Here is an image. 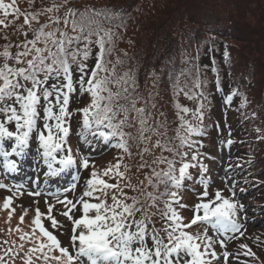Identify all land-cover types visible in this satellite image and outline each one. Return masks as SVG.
<instances>
[{"label":"trees","instance_id":"trees-1","mask_svg":"<svg viewBox=\"0 0 264 264\" xmlns=\"http://www.w3.org/2000/svg\"><path fill=\"white\" fill-rule=\"evenodd\" d=\"M3 3L10 7L7 9L8 15H5L4 9L0 10V20L4 21V24H0V54L4 52L5 45H9L10 52L15 54L22 50L17 45H23L26 40L34 38L33 31L25 23L26 16L31 20L32 14H39L37 20L31 21L32 29L48 25L45 32L60 29L67 31L69 35H76L77 33L72 32L71 24L65 27L63 23L69 9L77 10V14L86 9L107 10L96 18L103 29L112 31L114 43L105 45L106 49H111L104 56L109 71L101 72L100 75L112 76L113 67V80L128 74L131 79L126 85L128 92L123 93V96H127L129 101L134 99L137 108L145 109V127L148 131L144 136L148 139H141L137 113L131 110L128 101L121 98L117 104H126L130 109L123 131L129 134L125 139L131 155L114 147L117 142L115 139L103 142L102 139L88 135L86 141L81 136L82 113L77 110L90 104L91 97L76 83L68 106L72 115L68 118L70 132L67 144L76 156L78 166L81 159L89 160V168L79 173L80 178L85 180L83 183L90 178L93 166L98 173H102L109 165H115L117 158L122 156V165H127L125 178H103L109 183L119 181L128 197L138 198L150 214H155L151 215V220L156 228L161 229L164 227V220L159 210L164 208V204L157 199L156 206L149 207L152 200L147 194L153 193L159 197L164 191V185L161 184L158 190L154 189L148 184L146 176L152 175V169L160 171L167 168L166 163L158 162L161 156L169 160L175 159L176 167H180V158L173 151L165 150L163 145L176 152H187L186 162L195 164L196 167L189 168L190 175L179 191L181 204L186 207L177 208L184 217V222L189 223L195 215L189 211V207H192L187 202L189 192L193 183L198 180V173L212 169L217 150L222 146L229 151L237 148L239 158L235 166L245 165L252 176L247 179L248 188L253 187V191L262 194L261 197L264 198V0H3ZM49 8L53 11H46ZM53 17H59L60 22H54ZM56 35L59 38L60 33L57 32ZM91 39V55L84 61L87 73L85 80L90 76L99 52L95 43L97 37L93 35ZM37 46L44 45L38 42ZM71 47L73 50L83 49L85 41L73 43ZM8 62L13 66H23L15 65L14 61ZM4 63L5 59L0 55V65ZM80 76L77 65L73 64L74 83ZM197 79L201 81L198 88L195 87ZM132 80L135 81L134 86ZM53 83H63V79H50L48 86ZM110 87L113 92L121 91L115 83ZM234 90L237 95L229 101L227 98ZM185 93H195L196 98L189 99ZM52 100L55 102V97ZM201 101L204 105L201 109L202 122L193 118V112L199 108ZM177 102L190 111L178 112ZM44 103L42 99L38 120L40 128H43L44 122ZM180 115L202 128V134L191 137V147H182L177 138L178 131L185 134V130L180 127ZM124 118L125 113L120 112L116 120ZM8 127L15 131L14 123ZM229 140L232 141L231 144L227 143ZM156 141H160L162 147H155ZM13 144L14 140L5 141V148L11 151ZM145 147L149 149L148 152H144ZM27 150L35 151L39 168H43L36 133L32 134ZM193 154L198 157L196 161L191 159ZM145 162L150 167H140ZM200 165L206 171H202ZM120 171H125L123 166ZM129 183L139 190L127 187ZM156 183V178L153 177V184ZM114 193L119 196L117 190H111L108 194L109 204ZM6 198L5 193L0 196V257H3L0 264H28L29 258L32 264H52V259H43V253L30 251L40 243L37 239L40 236L38 229L35 236L30 235L32 241L21 239L28 230L33 233L35 228L33 220L36 213L33 204H27L30 208L25 207L23 210L26 213H20L14 209L13 203L8 209L4 208ZM91 199L90 202L99 203L98 200ZM14 202L24 203L22 199ZM126 202L132 201L129 199ZM257 206L259 211L264 212V205ZM141 214L137 213L136 219ZM22 216L24 225L20 221ZM42 220L46 227L45 219ZM151 227L150 224L149 230ZM197 228V224L193 225L189 231L203 232ZM160 235L165 236V233L161 231ZM16 240L24 241L26 247L24 244H16ZM148 243L151 246L150 238ZM259 243L258 247L264 249V238ZM242 249L245 252L251 249L254 255L244 254L246 257L239 258L238 264H264V250L258 253L249 245L247 249ZM44 252L48 250L45 249ZM48 255L54 256V251Z\"/></svg>","mask_w":264,"mask_h":264},{"label":"snow or ice","instance_id":"snow-or-ice-1","mask_svg":"<svg viewBox=\"0 0 264 264\" xmlns=\"http://www.w3.org/2000/svg\"><path fill=\"white\" fill-rule=\"evenodd\" d=\"M10 5L3 3L0 0V9L5 10V15H8L7 9ZM58 10V9H57ZM46 11H53L52 8ZM107 10L86 9L77 14V10L69 9L65 14L64 25L67 27L71 24L72 32L76 35H69L67 31L55 29L45 32L44 29L48 25H42L39 29L31 28V21L37 20L38 13L31 15V20L26 16L25 23L29 29L33 31L34 38L26 40L23 45H17V48L22 50L12 54L9 50V45H5V50L2 54L5 63L0 65V156L4 160V168L9 171L17 170V161L9 159L15 155L21 157L26 153L29 147L30 138L33 133H36L38 141V150L40 151L41 159L47 166L46 176H59L66 171L77 167V158L72 154L71 147L67 144V137L70 132L68 118L72 115L68 110L70 102V94L75 91V84L78 83L81 90L87 92L91 97V102L86 107L78 109L82 113V128L81 136L87 141V136L102 139L103 142H109L115 139L117 142L114 147L122 149L124 153L131 155L126 135L123 127L128 119L127 113L130 111L126 104H117L121 98L131 104V110L137 113L140 124L141 139H148L144 133L148 131L145 127L147 117L145 109L137 108L136 101L128 100L123 93L128 92L129 80L128 74L113 80L115 76V67L111 70L112 76L100 73H107L109 69L106 66L104 59L106 51L105 45L113 44V33L110 29H103L96 17L103 15ZM54 22L59 23V17L52 18ZM0 24H4L0 20ZM60 36L57 38L56 33ZM103 32V35L100 33ZM25 35H27L25 33ZM97 37L95 43L99 47V52L96 57V63L91 71L88 79L85 80L87 73L85 72L86 61L91 55L90 45L93 43L91 37ZM7 39V37H5ZM81 40L85 41L83 49H72L73 43H78ZM38 42L43 43V47H38ZM51 42V45L49 44ZM29 45H31L29 47ZM31 59H28V57ZM227 56V52L225 53ZM8 61H14L13 66ZM77 65V70L81 73L80 79L74 83L72 78V65ZM63 79V83H53L48 86L50 79L57 81ZM123 82V84L121 83ZM115 83L121 88V91L113 92L110 85ZM133 86L135 81L132 80ZM201 81H195V87H200ZM189 99H195L196 94L185 93ZM202 96L203 93L201 92ZM237 92L234 90L228 96L231 101ZM52 97H55L53 102ZM43 99L44 107V122L43 128L38 127L40 118V106ZM244 103H247V98H244ZM203 102H200L199 108L193 112V118L198 121L203 120ZM176 107L178 112L188 113L190 109L179 105ZM58 109V111H54ZM120 112L125 113V118L117 121L116 118ZM181 121L180 127L185 130V134L177 132V138L180 140L182 147H191L193 135L202 134L200 125H193L190 121L185 120L183 115L179 116ZM14 123L15 131L9 129L8 125ZM14 140L11 151L5 149V141ZM227 143L231 144L229 140ZM155 147H162L160 141H156ZM165 150L173 151L178 156L180 167L177 168L175 159L169 160L161 156L158 158L159 163H166L167 168L157 171L152 169V175L146 176L148 184L154 189H159L161 184L164 185V191L159 197L148 193V197L152 200L149 207L156 206L157 199L162 200L164 208L160 211L161 218L164 220V227L158 229L151 220V215L144 208L141 201L136 197H128L117 183H109L103 177L120 179L125 178L127 165H122L123 157L117 158L115 165H109L102 173H98L94 169L90 174V178L86 181V187L80 198L74 203L73 200L64 198L57 199V203L62 204L66 211L61 215L72 221L71 237L72 248L74 253L67 247L61 246V242L52 231H49L43 224L42 216L46 215L51 221L52 228L59 226V221L51 215L54 205L48 206L47 214L36 209V215L33 220L36 230H39L40 240L38 246L30 251L43 253V259L48 261L52 259L56 264H212V260L217 258V254L213 249L215 243H219L222 247L225 246L224 239L215 240L209 236L207 229L203 233H192L189 229L197 222H203L210 225L217 235L226 236L229 233H239L243 224L240 223L239 212L243 209V205L233 199L224 198L219 190L216 191L212 200L205 202L208 196L207 183L205 190L201 195V201L194 206V218L189 222H184V217L178 211L179 208L186 207L181 204L179 195L180 189L183 187L184 180L190 175L189 168L196 167L195 164L186 162L187 152H176L175 149H169L167 145H163ZM149 149L145 147L144 152ZM197 155H192V160H197ZM157 161H153L156 163ZM58 165V166H57ZM80 167L89 168V160L84 158L80 161ZM125 171H120L121 167ZM140 167H150L147 162ZM202 171H206L203 165H200ZM153 177L157 183L153 184ZM127 187L133 190H139L136 186L129 183ZM7 187L0 184V188ZM76 184L73 183L71 190H74ZM69 189H65L68 191ZM111 190H117L119 196L115 193L111 196V204L108 203V194ZM100 193V195H96ZM32 195L39 196L40 192H33ZM234 195V193H233ZM85 197L98 200L99 203H93L86 200ZM131 203H127V200ZM12 203V198H6L4 208L8 209ZM82 206V215L79 218H73V211L77 205ZM139 205V206H138ZM202 210V215L200 214ZM14 211V209L12 210ZM95 213L91 215L90 213ZM142 213L139 219H136V214ZM246 218V217H245ZM23 222V216L21 217ZM152 225L149 230V225ZM77 230L78 234H77ZM163 231L165 236H161ZM27 235V234H25ZM43 238H46L43 239ZM151 239V246L148 240ZM231 238V237H229ZM21 239H25L22 236ZM23 247V245H21ZM247 249V245H241ZM47 249L48 252H44ZM211 250V251H210ZM10 251V250H9ZM58 251L59 255L49 256L48 253ZM245 255H254L251 249H248ZM228 252H224V257L227 258ZM3 257H0V262ZM28 264H32L29 258Z\"/></svg>","mask_w":264,"mask_h":264},{"label":"rangeland","instance_id":"rangeland-1","mask_svg":"<svg viewBox=\"0 0 264 264\" xmlns=\"http://www.w3.org/2000/svg\"><path fill=\"white\" fill-rule=\"evenodd\" d=\"M16 161L18 165L17 171L19 173V176L16 178L12 177V180L14 183L7 181L5 185H7V187L8 186L12 187L15 193H19V195L20 194L23 195L24 197H26L24 198L26 200H22L24 201V203H14L15 210L19 211L20 213H26V211L23 209L28 206L26 203L30 204L31 197L36 196V195H32L31 193L37 192V191L40 192V195L36 196L38 197L39 201L35 203V206L39 208L40 212L43 214H47L48 212V205L46 201H44L45 197H49L50 200L54 199L52 195H56V197H60V199H63L65 197L67 198L70 197V199H72L74 203L79 199L81 195V192L79 191L80 188L77 190H71V187H70L74 183V181L77 180L75 175L70 174V172H67L66 174L62 173V176L60 174L59 176H55L53 180L46 182L43 179H39L38 178L39 176L35 178L36 174L34 172L35 166H34L33 160H27L25 155H23L20 157V159L17 158ZM225 165H226V158H225V155L222 154L219 157V160L216 162L215 167H214V171L217 173L216 176L218 180L215 178V173L213 172L211 173L203 172L201 173L202 175L198 174L199 176L201 175L202 178L196 183H193V188L190 193V196L194 199L193 202L195 204L201 201V195L205 190V183L203 182L207 183V192H208V196L205 198V202H207L208 200H212L213 197L215 196L216 191L220 190V188L223 187L220 185L222 182H225V180L227 179ZM0 168H1V164H0ZM230 181H233V180L230 179ZM239 183L241 184V182ZM65 189H69V190L65 191ZM226 191L227 189L222 190V192H226ZM243 191L244 190H242V187L238 189V192L240 193H243ZM222 192H221L222 196L224 198H228V194H223ZM251 194L252 193L248 192V194H245V195L251 196ZM250 196L241 198V203L245 204L243 209L239 212L240 223L243 224V228L241 229V231L244 232L243 236H247L245 238L247 240L245 242V245L249 243V246L252 249L262 251L263 248L261 246L258 247V244L260 243H259V239L256 236V234H258L259 231L261 233H264V214L262 213L258 214L255 208L252 207L253 200H252V196L251 198H249ZM254 199L257 202L258 199L256 197H254ZM49 205H57V204H55L54 202H50ZM79 206L80 205H78L77 208L74 210L75 212L76 210L77 212H79ZM57 208L58 206H54L52 208L51 215L54 216L59 221V226L55 229L52 228L51 221L47 219L46 215H44L45 222L47 223L46 227L52 232L54 231L57 232L60 236L61 241L67 244L69 243L70 241L69 237L72 234V228H73L72 221L67 220L64 216H61L58 213ZM77 212L75 214H77ZM200 214L201 215L203 214L202 210ZM26 220L29 222L28 216H26ZM22 225L24 224L22 223ZM201 225L206 226L207 224L202 222ZM211 231H212V235L215 237V240L224 239L225 241V246L223 247L219 243H217V247L215 248L217 252H222L226 250L228 253H232L231 256L234 257L235 256L234 252L231 249L226 248V244L230 241L231 238L242 237V236H240L239 233H235V234L229 233L226 236H220V235H217V233L212 227H211ZM30 235L35 236L33 235L32 231L28 230L27 235L25 236V238L28 241H32L30 240ZM262 237L264 238V234H262ZM15 243L24 244V246L26 247L25 242L22 240H16ZM57 255H59V252L55 251L54 256H57ZM229 263H232V260ZM52 264H56V261L53 260Z\"/></svg>","mask_w":264,"mask_h":264}]
</instances>
